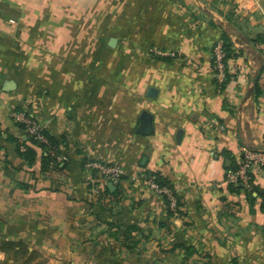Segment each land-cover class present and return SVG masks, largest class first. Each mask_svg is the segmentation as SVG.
I'll return each mask as SVG.
<instances>
[{
  "label": "crops",
  "instance_id": "0c3cea01",
  "mask_svg": "<svg viewBox=\"0 0 264 264\" xmlns=\"http://www.w3.org/2000/svg\"><path fill=\"white\" fill-rule=\"evenodd\" d=\"M224 33L236 56L222 86ZM18 110L66 168L21 157ZM245 149L264 150V0H0V245L22 240L43 264H264V168L257 188L226 179ZM88 161L123 168L108 197ZM148 170L171 180L183 215Z\"/></svg>",
  "mask_w": 264,
  "mask_h": 264
},
{
  "label": "trees",
  "instance_id": "16d2710c",
  "mask_svg": "<svg viewBox=\"0 0 264 264\" xmlns=\"http://www.w3.org/2000/svg\"><path fill=\"white\" fill-rule=\"evenodd\" d=\"M222 43H223V48L225 50V57L224 60L227 63L228 60L234 56H236L234 50L232 49V44L230 42V38L228 34L224 33L222 36ZM214 47V46H213ZM213 50V49H212ZM214 61V59H213ZM227 70V69H226ZM228 81V76L227 72L225 75V78L222 81H219L222 86H225ZM19 112H24L21 110H18ZM26 116H28L31 120L37 122L40 124V122L31 117L28 113L24 112ZM16 123L18 126H20L26 135L25 139L21 138H15V140L18 142V148H19V154L21 157H23L29 164V166L32 168L35 163L36 159L38 156V153H41V171L42 172H49L54 169L56 170H62L63 168H66L67 165L65 164L64 166H61L62 161L66 162L65 160H60L59 157H62L61 153V144L60 142L54 138L50 133L48 132L46 127H42L39 133H41L45 138L46 141L41 140L40 138L37 137V134L30 133L28 131V124L22 121L16 120ZM238 165H231L230 170H235L237 169ZM252 173V178H251V185L246 186L242 184L241 182L233 183L229 182L231 190L232 191H239L240 189H250L252 188H257L255 184V176L254 172ZM146 178L152 179L156 184H158L160 187H167L171 190L172 195L176 197L177 199V207L173 209L170 205L171 203V198L169 197L168 194L166 193H161V196L163 197V200L167 204L168 208V215L173 217V216H180L183 215L184 211L182 210V203L180 202V198L177 195L173 183L171 180L163 175L160 172L157 171H146L145 172ZM105 188L104 191L99 189V195L103 198L108 197L111 195L110 188L108 187L107 183H105ZM252 193V192H251ZM250 193V196L252 194ZM99 197L101 199L102 197ZM259 196L263 198L264 200V192H259ZM253 198H257L255 196H252ZM124 230L131 231V230H136L135 226H127L125 227ZM1 249H3L6 253L9 254L11 258H13V263L12 264H43V261H36L38 258V254L36 250H29V248L26 246V244L23 243L22 240H5L1 242L0 245ZM12 254V255H11Z\"/></svg>",
  "mask_w": 264,
  "mask_h": 264
},
{
  "label": "built area",
  "instance_id": "2783aa9c",
  "mask_svg": "<svg viewBox=\"0 0 264 264\" xmlns=\"http://www.w3.org/2000/svg\"><path fill=\"white\" fill-rule=\"evenodd\" d=\"M225 50L223 48L222 41L217 42L212 50L213 56V66L216 70L217 76L220 81L225 78L227 63L224 60ZM13 117L15 120L22 121L27 123L28 131L33 134H37V137L41 140L46 141V138L39 133L42 127H45L43 124H39L31 120L24 112H14ZM60 158V157H59ZM90 168L96 169L104 178L109 179L112 182L118 181L123 174L124 170L121 166L116 164H105L99 161H88L86 164ZM264 168V150H255V149H245L241 155V158L238 163V167L235 170H230L226 174V179L228 182H241L246 186L251 185V178L254 169ZM150 186L156 191L161 193H166L171 198V207L175 209L177 207V199L172 195V192L167 187H160L152 179H149ZM96 193L99 192V188L94 189Z\"/></svg>",
  "mask_w": 264,
  "mask_h": 264
},
{
  "label": "water",
  "instance_id": "95a60500",
  "mask_svg": "<svg viewBox=\"0 0 264 264\" xmlns=\"http://www.w3.org/2000/svg\"><path fill=\"white\" fill-rule=\"evenodd\" d=\"M116 42H117L116 38H112L111 41H110V45L114 47L116 45ZM157 93H158V89L155 88V87L151 86L148 89V95L150 97H156ZM138 131L141 132V133H146V134L153 131V120H152V116L149 113H147V112L143 113V115H142V125L138 129ZM108 186H109V188L111 190H113L116 187L115 184L112 181H110L108 183Z\"/></svg>",
  "mask_w": 264,
  "mask_h": 264
}]
</instances>
